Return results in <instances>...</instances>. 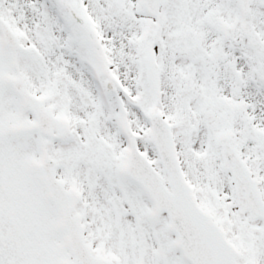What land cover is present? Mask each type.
<instances>
[{
  "label": "snow or ice",
  "instance_id": "1",
  "mask_svg": "<svg viewBox=\"0 0 264 264\" xmlns=\"http://www.w3.org/2000/svg\"><path fill=\"white\" fill-rule=\"evenodd\" d=\"M0 264H264V0H0Z\"/></svg>",
  "mask_w": 264,
  "mask_h": 264
}]
</instances>
